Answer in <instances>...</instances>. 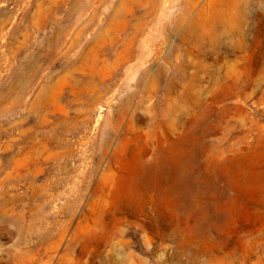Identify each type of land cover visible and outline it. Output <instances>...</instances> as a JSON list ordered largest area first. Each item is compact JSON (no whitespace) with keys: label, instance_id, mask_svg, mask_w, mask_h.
Listing matches in <instances>:
<instances>
[{"label":"rangeland","instance_id":"rangeland-1","mask_svg":"<svg viewBox=\"0 0 264 264\" xmlns=\"http://www.w3.org/2000/svg\"><path fill=\"white\" fill-rule=\"evenodd\" d=\"M0 264H264V0H0Z\"/></svg>","mask_w":264,"mask_h":264}]
</instances>
